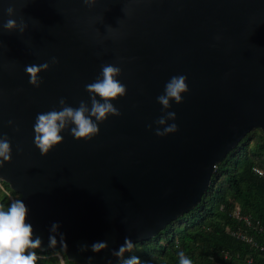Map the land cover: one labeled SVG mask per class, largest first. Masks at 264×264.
Instances as JSON below:
<instances>
[{
	"label": "water",
	"instance_id": "95a60500",
	"mask_svg": "<svg viewBox=\"0 0 264 264\" xmlns=\"http://www.w3.org/2000/svg\"><path fill=\"white\" fill-rule=\"evenodd\" d=\"M9 18L23 19V34L2 27ZM46 62L34 87L25 68ZM104 64L121 69L126 95L111 101L121 115L99 123L91 140L77 141L70 125L42 156L37 114L60 110L61 98L91 107L85 85ZM179 75L188 91L164 110L157 97ZM167 111L178 131L157 136L155 121ZM254 129L264 135V0H97L91 8L0 0V137L11 143L0 179L25 203L39 249H61L78 264H117L122 257L112 253L126 237H153L196 207L217 164ZM54 222L67 248L59 235L49 246ZM95 242L108 247L93 253Z\"/></svg>",
	"mask_w": 264,
	"mask_h": 264
},
{
	"label": "trees",
	"instance_id": "16d2710c",
	"mask_svg": "<svg viewBox=\"0 0 264 264\" xmlns=\"http://www.w3.org/2000/svg\"><path fill=\"white\" fill-rule=\"evenodd\" d=\"M16 193L0 179V206L7 209ZM18 194V193H16ZM15 199V198H14ZM249 216L238 220L234 211ZM264 135L254 129L217 164L208 191L188 213L176 218L157 235L135 243L117 264L133 256L141 264H179L183 251L193 264H264ZM244 230L253 238L244 241L232 231ZM36 252V264H78L61 249ZM60 252L63 261L54 255ZM226 253L232 257L227 259ZM251 261V262H248Z\"/></svg>",
	"mask_w": 264,
	"mask_h": 264
},
{
	"label": "clouds",
	"instance_id": "9594fccd",
	"mask_svg": "<svg viewBox=\"0 0 264 264\" xmlns=\"http://www.w3.org/2000/svg\"><path fill=\"white\" fill-rule=\"evenodd\" d=\"M97 0H83L84 5L91 8ZM8 17L15 14V9L9 6L6 9ZM2 27L11 32L18 30L21 34L27 28V24L20 20L9 18ZM59 61L53 57L51 64L55 65ZM49 63L40 65L26 66L25 71L30 77V84L39 88L42 79L40 73L47 71ZM101 74L93 83L85 85V90L89 94L91 107L88 102L80 101L79 107L73 108L67 105L64 98L59 100L60 110L53 108L51 111L37 114L34 124V144L39 149L42 156H46L54 146L63 141L61 132L70 129V134L77 140H91L99 133L98 124L107 120L109 115L120 116V111L111 101L126 95V86L120 83L116 77L121 75V69L112 64L101 66ZM187 77L184 75L173 76L166 83L164 94L157 97V102L163 106L164 110L171 107V101L176 104L182 103V93L188 91L186 83ZM97 97L100 99L98 100ZM102 101V102H101ZM94 118V119H93ZM176 113L167 111L166 115L158 118L155 123L159 126L155 134L157 136H166L178 131V126L173 123L167 124L168 120H175ZM9 125L13 122L9 121ZM151 128V125L148 126ZM18 130V129H17ZM11 161V143L9 138L4 135L0 137V166L5 162ZM28 209L21 199L13 200L7 209L0 206V264H36L37 255L34 249L41 247L42 239L39 236L33 238L34 231L30 223L27 222ZM59 223H53L49 229V246H56L58 241L56 236L60 237V244L67 248L65 236L58 231ZM93 253H100L108 247L106 242H95L91 246ZM135 245L130 238H125L124 244L118 251H113L112 255L123 257L126 252H131ZM81 252L89 250V246L82 244L79 249ZM92 257H88V264H92ZM124 264H141L140 260L133 256L124 260ZM179 264H193L183 251L179 253Z\"/></svg>",
	"mask_w": 264,
	"mask_h": 264
},
{
	"label": "built area",
	"instance_id": "2783aa9c",
	"mask_svg": "<svg viewBox=\"0 0 264 264\" xmlns=\"http://www.w3.org/2000/svg\"><path fill=\"white\" fill-rule=\"evenodd\" d=\"M10 200H11V201L14 200L13 196L10 197ZM234 216H235L238 220H242V219H244L248 225L251 224V220H250L249 216H244V215H242L240 209H236V210L234 211ZM261 231H264V228H263V227L261 228ZM232 234H233V235H236L238 238H240V239H242V240H244V241H249V242H252V241H253V238L247 233V231H244V230H236V231H232ZM260 250H261V252H262V255L264 256V245H262V246L260 247ZM225 257H226L227 259H230V258L232 257V255H231L230 253H226ZM248 262H251V261H248Z\"/></svg>",
	"mask_w": 264,
	"mask_h": 264
},
{
	"label": "rangeland",
	"instance_id": "374dc122",
	"mask_svg": "<svg viewBox=\"0 0 264 264\" xmlns=\"http://www.w3.org/2000/svg\"><path fill=\"white\" fill-rule=\"evenodd\" d=\"M259 130H261V129H259ZM14 200H17V199H20V195H18V194H16V193H14ZM54 257H57V258H59L60 260H62L63 261V256H62V254L60 253V252H57L55 255H54Z\"/></svg>",
	"mask_w": 264,
	"mask_h": 264
}]
</instances>
